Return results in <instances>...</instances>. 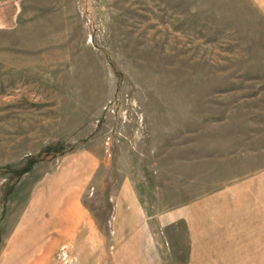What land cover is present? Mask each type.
I'll return each instance as SVG.
<instances>
[{
  "label": "rangeland",
  "instance_id": "rangeland-1",
  "mask_svg": "<svg viewBox=\"0 0 264 264\" xmlns=\"http://www.w3.org/2000/svg\"><path fill=\"white\" fill-rule=\"evenodd\" d=\"M233 180H264V0H0V264H201Z\"/></svg>",
  "mask_w": 264,
  "mask_h": 264
},
{
  "label": "crops",
  "instance_id": "crops-1",
  "mask_svg": "<svg viewBox=\"0 0 264 264\" xmlns=\"http://www.w3.org/2000/svg\"><path fill=\"white\" fill-rule=\"evenodd\" d=\"M229 193L234 205L238 201L243 206L245 201L248 210L225 209V224L216 226L213 240L208 241L213 236H208V231L203 233L200 238V263L250 264L251 259H255L254 263H264V180H233L230 189L221 192L223 201L228 200ZM251 202L258 208L252 207ZM236 216L243 217L241 222L247 226L237 228L235 220L227 221L229 217Z\"/></svg>",
  "mask_w": 264,
  "mask_h": 264
}]
</instances>
